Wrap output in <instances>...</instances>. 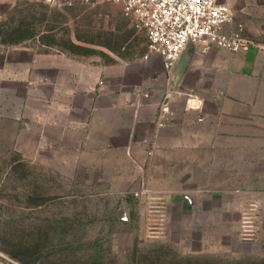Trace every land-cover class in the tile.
<instances>
[{"label": "rangeland", "instance_id": "1", "mask_svg": "<svg viewBox=\"0 0 264 264\" xmlns=\"http://www.w3.org/2000/svg\"><path fill=\"white\" fill-rule=\"evenodd\" d=\"M1 1L0 249L23 264H264V180L219 174L216 152L160 167L150 141L130 167L75 121L73 88L96 71L98 87L154 81L145 32L101 0ZM251 8L260 29L242 33L264 41Z\"/></svg>", "mask_w": 264, "mask_h": 264}, {"label": "crops", "instance_id": "2", "mask_svg": "<svg viewBox=\"0 0 264 264\" xmlns=\"http://www.w3.org/2000/svg\"><path fill=\"white\" fill-rule=\"evenodd\" d=\"M217 1L229 5L235 12L236 22L248 31L260 29L253 21L256 12L251 7L264 4L263 1ZM254 39L244 52L212 47L202 54L199 45H191L168 72L162 58L155 54L147 63L158 69L154 81L147 86L139 83L129 86L117 81L98 87L96 71L89 87L73 88L81 96V103L75 109L80 116L75 121L79 125L89 123L90 142L95 150L106 152V157L119 153L128 159L130 167L142 165L143 158L138 152L144 150L143 143L150 141L156 145L153 162H158L160 167L164 163L174 165L179 157L203 159L216 152L220 158L219 174L247 175L244 179L248 177L249 184L262 182L264 41ZM105 74L108 81V73ZM138 87L142 94L135 91ZM166 95H170L171 115L159 127L160 106ZM189 95L204 101L202 111L188 109ZM71 114L64 110L61 128L68 124ZM70 132L60 131L64 136L60 141L70 139ZM77 134L74 132L75 142ZM220 180L230 183L229 177ZM228 188L238 189L232 185Z\"/></svg>", "mask_w": 264, "mask_h": 264}, {"label": "built area", "instance_id": "3", "mask_svg": "<svg viewBox=\"0 0 264 264\" xmlns=\"http://www.w3.org/2000/svg\"><path fill=\"white\" fill-rule=\"evenodd\" d=\"M101 1L119 6L132 26L145 32L150 53L159 55L168 71L191 45H199L202 54L212 47L244 52L252 45L242 33L243 24L236 22L234 10L217 0ZM169 97L170 95H166L160 106L157 122L159 127L171 115ZM187 107L202 111L204 101L195 95H189ZM0 264L23 263L0 249Z\"/></svg>", "mask_w": 264, "mask_h": 264}, {"label": "water", "instance_id": "4", "mask_svg": "<svg viewBox=\"0 0 264 264\" xmlns=\"http://www.w3.org/2000/svg\"><path fill=\"white\" fill-rule=\"evenodd\" d=\"M119 218L121 220H124L126 218L124 200H122L121 203H120Z\"/></svg>", "mask_w": 264, "mask_h": 264}, {"label": "trees", "instance_id": "5", "mask_svg": "<svg viewBox=\"0 0 264 264\" xmlns=\"http://www.w3.org/2000/svg\"><path fill=\"white\" fill-rule=\"evenodd\" d=\"M15 257H17V258H19L20 256H18V255H15ZM25 262H28L27 260H24Z\"/></svg>", "mask_w": 264, "mask_h": 264}]
</instances>
